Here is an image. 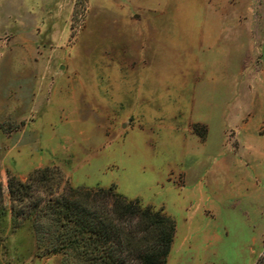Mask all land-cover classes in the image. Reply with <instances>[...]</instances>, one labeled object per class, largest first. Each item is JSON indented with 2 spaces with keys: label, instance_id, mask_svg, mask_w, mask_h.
I'll return each mask as SVG.
<instances>
[{
  "label": "rangeland",
  "instance_id": "374dc122",
  "mask_svg": "<svg viewBox=\"0 0 264 264\" xmlns=\"http://www.w3.org/2000/svg\"><path fill=\"white\" fill-rule=\"evenodd\" d=\"M246 4L0 0V264H62L12 228L8 172L46 167L57 192L114 185L176 220L168 264L264 256V0Z\"/></svg>",
  "mask_w": 264,
  "mask_h": 264
},
{
  "label": "trees",
  "instance_id": "16d2710c",
  "mask_svg": "<svg viewBox=\"0 0 264 264\" xmlns=\"http://www.w3.org/2000/svg\"><path fill=\"white\" fill-rule=\"evenodd\" d=\"M49 167L26 181L8 172L13 230L29 224L39 256L62 255V264H168L176 223L163 211L128 199L114 185L82 188L50 183ZM0 164V216L4 211ZM256 264H264V256Z\"/></svg>",
  "mask_w": 264,
  "mask_h": 264
},
{
  "label": "crops",
  "instance_id": "0c3cea01",
  "mask_svg": "<svg viewBox=\"0 0 264 264\" xmlns=\"http://www.w3.org/2000/svg\"><path fill=\"white\" fill-rule=\"evenodd\" d=\"M242 2H243V5H245V6H247V9H249V5H247L246 4V1L247 2H250V1H253V0H241ZM252 7V6H251ZM217 17H218V19L217 20H221V19H223L222 18V16L221 15H217ZM244 212V213H243ZM241 211L240 213H241V216H242V214L243 215H246V220L247 221H249V223H251L250 221H251V216L249 215V214H251L252 212H250V213H247V212H245V211ZM256 212V211H255ZM255 212L253 213V214H255ZM257 215H260L261 217H263L264 216V211H261V210H258L257 211V213H256ZM197 216H198V212H196V211H193L192 213H190L189 214V218H188V220H187V222H188V225H189V227H191V225L193 224V222L195 221V219L197 218ZM243 217V216H242ZM176 221V220H175ZM177 229H178V226L176 225V233H175V238H174V242H175V240H176V234H177Z\"/></svg>",
  "mask_w": 264,
  "mask_h": 264
}]
</instances>
